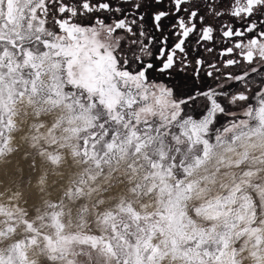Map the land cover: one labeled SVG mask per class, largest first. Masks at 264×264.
Returning a JSON list of instances; mask_svg holds the SVG:
<instances>
[{
    "label": "snow or ice",
    "instance_id": "1",
    "mask_svg": "<svg viewBox=\"0 0 264 264\" xmlns=\"http://www.w3.org/2000/svg\"><path fill=\"white\" fill-rule=\"evenodd\" d=\"M221 7L0 0V181L20 184L23 169L7 158L25 129L36 155L79 169L34 217L19 190L0 203V264H264V88L251 100L248 91L264 71V0H230L227 14L243 26L219 29L235 38L221 66L242 59L251 67L240 74L188 59L193 37L215 43L208 20ZM204 77L216 85L196 83ZM234 82L243 89L230 91ZM47 179L45 170L41 191ZM125 181L126 193L105 199ZM80 198L90 206L74 222L64 200Z\"/></svg>",
    "mask_w": 264,
    "mask_h": 264
},
{
    "label": "rangeland",
    "instance_id": "2",
    "mask_svg": "<svg viewBox=\"0 0 264 264\" xmlns=\"http://www.w3.org/2000/svg\"><path fill=\"white\" fill-rule=\"evenodd\" d=\"M230 0L223 1V7L220 10L223 12H227L228 10V2ZM216 4H219L220 1L215 0ZM223 16L226 18L224 19ZM223 19L222 25H220L219 21ZM260 21H264V17L258 18V23ZM208 23L214 25L218 31L215 33V43L212 41L202 42L200 45H196L195 38L192 39V46L190 49V55L188 57L189 61L195 58H207L212 64L216 65L218 68H221V71L227 75L228 72H232L234 74H240L242 70L250 69V65H248L245 61L241 59V66H232L227 67L221 66V62L225 61L228 58H232L231 55L225 56L222 52L224 47H231L233 42L235 41L234 37L228 38L223 37L219 29L225 27V24L231 25L235 29L238 27L242 28V21L239 19L231 17L229 14L225 13L221 17H215L208 20ZM237 30H240L239 28ZM251 36V34H249ZM211 47L213 51L211 53L207 52L205 49ZM240 59L239 57H236ZM211 70V69H207ZM192 74L191 66L187 69L186 72L182 73V76L187 77ZM176 79H180L177 77ZM206 81L207 85L215 86L216 81H214L211 77H204V81L197 80V84H203ZM186 83L191 85V81H185ZM219 83H224V78L222 77L219 80ZM244 85L240 82H234L229 89L232 92L237 91L238 89H243ZM262 88H264V71H259L257 73H253L248 78V91L250 94V100L252 94L257 93ZM251 102H255L252 100ZM243 103V102H241ZM233 110L237 112H241L243 109L240 106H233ZM232 119V117H228L221 120V124L227 123L228 120ZM220 125H217L219 127ZM27 134V130L25 132L16 133L15 139L13 141V147L18 149L16 152L11 153L8 156V160L12 162L11 166L14 169L17 166V163L20 168L23 169L22 173H17V177L20 180V184H12L8 181H0V203L7 204L8 197L12 195V192L19 190L22 193V198L20 200V206L27 209L30 217H34L36 214V207L40 206L42 200L47 199L52 202H58L61 198L64 197V192L68 187V182L72 178L73 173L79 171L76 167L72 165L71 158H67L66 161L59 167L54 166L47 161H45L39 155H36L35 151L29 147L28 142L21 139V136ZM27 154V156H26ZM33 156L35 157V167L29 168L28 165L32 162ZM8 167L7 165L0 164V169ZM47 170V184L44 186V191H41V185L39 183L40 177L43 172ZM127 191V182L123 184H115L112 189L109 190L108 193L104 194L105 199L109 196H118L121 192L126 193ZM255 197V194L253 193ZM115 201H111L110 203H114ZM64 203L67 207L71 208L73 221L75 222L77 210L85 204L90 206V202L85 198H80L75 201H69L67 199L64 200ZM106 204L101 206L98 211H103L104 207L110 206ZM94 218L89 216L88 222L91 227V231L94 234H99L95 224L92 223Z\"/></svg>",
    "mask_w": 264,
    "mask_h": 264
},
{
    "label": "flooded vegetation",
    "instance_id": "3",
    "mask_svg": "<svg viewBox=\"0 0 264 264\" xmlns=\"http://www.w3.org/2000/svg\"><path fill=\"white\" fill-rule=\"evenodd\" d=\"M214 1H215V0H214ZM218 1H220V0H218ZM223 1H224V0H223ZM227 4H228V6H229L230 1H229ZM223 12H224V13H227V12H225V11H223ZM220 17H221V16H220ZM218 18H219V17H218ZM223 18L226 19L224 16H223ZM222 21H223V19H221V20L219 21L220 25H222V23H223ZM227 25H228V24L226 23L225 26H227ZM213 26H214V25H213ZM238 28L241 29V27H238ZM238 28H237V29H238ZM230 38H231V37H230Z\"/></svg>",
    "mask_w": 264,
    "mask_h": 264
},
{
    "label": "built area",
    "instance_id": "4",
    "mask_svg": "<svg viewBox=\"0 0 264 264\" xmlns=\"http://www.w3.org/2000/svg\"><path fill=\"white\" fill-rule=\"evenodd\" d=\"M228 38H230V37H228Z\"/></svg>",
    "mask_w": 264,
    "mask_h": 264
}]
</instances>
